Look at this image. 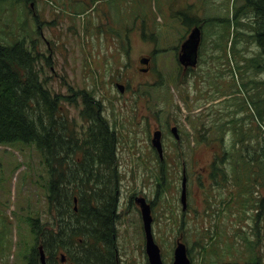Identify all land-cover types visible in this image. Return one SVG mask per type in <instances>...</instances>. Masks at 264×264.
<instances>
[{
	"label": "rangeland",
	"instance_id": "rangeland-1",
	"mask_svg": "<svg viewBox=\"0 0 264 264\" xmlns=\"http://www.w3.org/2000/svg\"><path fill=\"white\" fill-rule=\"evenodd\" d=\"M241 2L0 0V42L23 39L26 48L34 51L39 77L53 94L64 97L59 104L68 119L81 125L82 91L89 92L101 100L103 115L118 133L116 158L121 176L114 227L119 264H149L140 205L128 203L130 196L154 202L150 203L151 230L163 264H172L177 239L186 244L190 264L247 259L242 237H254L253 215L249 208L246 215L237 214L242 207L236 203L231 211L223 205L220 189L211 185L207 172L213 153L220 149L196 143L198 134L187 120L203 108L227 109L229 102L224 99H231L234 111L236 96L249 99L255 95L249 79H264V68L249 65V58L259 52L250 36L249 12L241 18L245 23L240 28L232 18ZM183 13L214 17L220 32L216 44L204 45L197 64L183 62V71L190 65V73L182 72L172 48L180 34L170 27L183 25ZM127 39L132 42L130 50L119 43ZM148 54H152L149 71L139 70L138 57ZM117 81L125 84L124 92L116 87ZM67 95L77 102H70ZM223 96L222 104L215 106ZM170 100L168 106L164 101ZM168 110H176L179 121L183 120L185 152L177 155L170 147L172 153L165 157L168 164L161 171L151 150V136L152 129L164 125ZM201 116L213 118L207 113ZM182 163L187 177L183 210ZM48 182L45 157L33 144L0 143V264L27 263L25 256L36 242L28 216L39 217L40 226L46 223L51 228L54 211L49 212Z\"/></svg>",
	"mask_w": 264,
	"mask_h": 264
},
{
	"label": "trees",
	"instance_id": "trees-1",
	"mask_svg": "<svg viewBox=\"0 0 264 264\" xmlns=\"http://www.w3.org/2000/svg\"><path fill=\"white\" fill-rule=\"evenodd\" d=\"M248 12L252 18L248 23L250 36L259 48L258 54L249 58V65L260 70L264 68V0H242L233 12L238 28L245 23L241 18ZM36 65V55L26 48L23 39L18 38L11 44L0 42V143L33 144L42 152L49 174V212L54 211L51 228H47L46 223L40 226L39 217L26 218L36 240L25 256L26 264H40L38 238L47 264H59L57 260L62 254L66 264H119L113 201H102L100 192H96L100 181L105 179L101 171L107 170L108 179L114 173L117 138L107 128L105 120L95 119L96 114H87L86 107L78 114L80 126L76 119H68L59 104L64 97L53 94L45 86ZM251 83L255 95H249V99L236 96L234 111L212 113L211 119L197 115L192 124L198 134L196 143L220 149L214 152L207 172L211 185L220 189L223 205L231 211L232 204L236 203L242 207L237 214L246 215L249 208L253 215L254 237H242L247 259L243 263L236 260L222 264H264V220L261 216L264 215V96L260 95L264 91V79L258 82L251 78ZM82 93V101L93 99L89 92ZM67 96L70 102H77L76 97ZM224 102L228 103L229 99ZM224 133L226 138L214 137ZM93 147L96 148L94 152ZM79 148L84 150L80 160L73 153ZM94 162H105L108 168H90ZM90 179L97 181L92 188V206L87 212Z\"/></svg>",
	"mask_w": 264,
	"mask_h": 264
},
{
	"label": "flooded vegetation",
	"instance_id": "flooded-vegetation-1",
	"mask_svg": "<svg viewBox=\"0 0 264 264\" xmlns=\"http://www.w3.org/2000/svg\"><path fill=\"white\" fill-rule=\"evenodd\" d=\"M28 1V0H27ZM33 3V2H31ZM91 8V7H90ZM178 19L180 20L182 15L181 13L178 12ZM197 17H193L192 15H188L186 13H183V25H175L170 27V30H172L173 32L175 31V33L180 34L178 37L175 34V39L176 41H178V44L173 46V52L177 53V62L180 63L179 67H182V72L183 73H190L191 71V66H194L195 63L197 64L198 62V58L199 55L203 56L204 54H202V50L204 48L205 44H216L218 38H220V32L217 29V26L215 25V18L212 16H208V17H200L199 15H195ZM178 23V22H177ZM179 24V23H178ZM39 26V25H38ZM181 26V27H180ZM153 36V35H152ZM112 40L114 39V37H111ZM115 39L118 40L117 37H115ZM132 39V37H131ZM115 41H110V43H114ZM120 44H125L127 46L126 49L130 50L131 46H132V42L131 40L127 39L126 42H124L123 40L119 41ZM181 48V51H180ZM180 51V52H179ZM202 54V55H201ZM138 61L141 65L138 66L139 70L142 71H149L150 69V65L152 63V54H148V55H140L138 57ZM188 60V65L187 68H185V70L183 71V62H186L185 60ZM190 70V71H189ZM116 87L119 89V91L122 93L125 91V84L123 82H119L117 81L115 83ZM122 85V86H119ZM230 96V95H228ZM223 98H218L216 99L217 102L213 103L215 104V106H218L220 104H222V100ZM168 106L169 104L172 103V100L170 101H164ZM229 99V104H228V109H225V106H223L222 108L217 107V108H203L200 112H198V114L203 115L204 113L207 114H212L215 112H218L219 114H224L227 110L228 112H232V103ZM82 104H84V106L87 108L86 109V113L91 115V114H96L98 117H96L95 119H102L105 120L104 123H106L107 128L109 130H112L115 134V138H117V142L114 146V155H115V162L113 165V174L111 175V179L107 178V170L106 168H108V165H106L105 162H101V163H96L94 162V165H89L90 168H103V170L106 171H101L102 174L104 175L105 179L100 181V184H98L99 186L96 187V192H100L101 198L103 199L102 201H113V214L115 215H119L118 212V208H119V197H120V173H119V165L117 162V145H118V133L116 131L115 128H113L110 123L107 121L106 117L103 115V105L101 100L99 99H89L87 101H82ZM212 104H210L209 106H211ZM168 115L166 117V119L164 120V125H160L158 127H155L154 129H152V136H153V132L159 130L160 131V141H161V149H162V156H160V153L158 151V149L153 145V140L151 138V150L154 154H156L157 157V163L159 165V169L165 170L166 169V165L168 164L167 159L165 158L167 155H169V152L172 153V151H170V147L173 148L174 152L177 155H183L184 154V149L182 147L183 145V120L182 122L179 121L178 116L176 113V110H168ZM154 114H156V116L159 115V112H155ZM88 116V115H87ZM225 116V115H222ZM230 116V115H229ZM197 117V116H196ZM195 116H187V120L189 122V125L194 123V118H196ZM201 118H203L202 116H200ZM211 119V118H210ZM206 133H208V131H206ZM225 135H222L220 137L218 136H214L215 138H226V133H224ZM151 136V137H152ZM207 136V135H206ZM208 137V136H207ZM168 141H170L172 144H168ZM95 147L92 148V151H95ZM98 149V148H97ZM100 152H102V149L99 150ZM74 153V157H76V159H81L82 155L84 154V150L79 148V149H75L73 151ZM182 171H183V163H182V168H181V175H182ZM91 182L87 183V195L86 197L88 198V201H90V205L87 207L88 210L87 212L90 211V207L92 206V202H93V185L94 183H96L97 180L95 179H90ZM109 183V187L106 185ZM187 187V185H186ZM93 188V189H92ZM97 188H99V190H97ZM187 190V188H186ZM187 194V192H186ZM86 198V199H87ZM137 197H132L130 196V200L128 203H131V200L134 201L136 203V207L139 204L136 201ZM145 198V197H144ZM105 199V200H104ZM146 200V199H145ZM147 202V200H146ZM150 206V210L151 208V204L153 205L154 202L151 200L150 203L147 202ZM140 209V207H139ZM183 210V208H182ZM58 261V260H57ZM59 264L64 263V261H58Z\"/></svg>",
	"mask_w": 264,
	"mask_h": 264
},
{
	"label": "water",
	"instance_id": "water-1",
	"mask_svg": "<svg viewBox=\"0 0 264 264\" xmlns=\"http://www.w3.org/2000/svg\"><path fill=\"white\" fill-rule=\"evenodd\" d=\"M122 86V85H119ZM153 145L158 149L160 156H162L161 141H160V131L157 130L153 133ZM186 182L187 177L185 173V167H183V176L181 178V196L180 200L183 205V209L186 208ZM76 199V198H75ZM136 201L139 202L142 220L144 225V230L146 232V250L148 254L149 264H162L160 248L153 238V233L151 230L152 215L150 212L149 205L146 203L143 197L136 198ZM39 257L41 264H46L45 254L41 245L38 246ZM172 264H190V258L187 252V247L184 242L178 239L173 253V262Z\"/></svg>",
	"mask_w": 264,
	"mask_h": 264
},
{
	"label": "bare ground",
	"instance_id": "bare-ground-1",
	"mask_svg": "<svg viewBox=\"0 0 264 264\" xmlns=\"http://www.w3.org/2000/svg\"><path fill=\"white\" fill-rule=\"evenodd\" d=\"M86 198H87V197H86ZM89 202H90V201H89ZM102 205H103V202H102ZM102 205H101V206H102ZM109 207H110V206H109Z\"/></svg>",
	"mask_w": 264,
	"mask_h": 264
}]
</instances>
